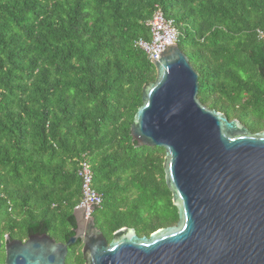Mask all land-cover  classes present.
<instances>
[{
  "label": "trees",
  "instance_id": "trees-1",
  "mask_svg": "<svg viewBox=\"0 0 264 264\" xmlns=\"http://www.w3.org/2000/svg\"><path fill=\"white\" fill-rule=\"evenodd\" d=\"M157 9L174 21L203 104L264 130V0H0V238L68 241L82 158L108 241L122 227L149 236L177 223L165 149L131 136L156 78L134 44L150 39ZM81 249L69 246L67 264H84Z\"/></svg>",
  "mask_w": 264,
  "mask_h": 264
},
{
  "label": "water",
  "instance_id": "water-1",
  "mask_svg": "<svg viewBox=\"0 0 264 264\" xmlns=\"http://www.w3.org/2000/svg\"><path fill=\"white\" fill-rule=\"evenodd\" d=\"M159 54L131 136L139 147L165 149L177 223L149 236L122 227L108 241L95 217L85 218L86 207H75L68 241L6 236L4 264H66L78 240L84 264H264V130L253 133L203 104L198 72L178 44Z\"/></svg>",
  "mask_w": 264,
  "mask_h": 264
},
{
  "label": "built area",
  "instance_id": "built-area-1",
  "mask_svg": "<svg viewBox=\"0 0 264 264\" xmlns=\"http://www.w3.org/2000/svg\"><path fill=\"white\" fill-rule=\"evenodd\" d=\"M150 28V39H139L135 47L141 49L149 59L158 60L160 54L167 46L177 44L178 31L173 19L167 18L161 9H157L152 18L147 22ZM152 63V61H151ZM78 175L81 178V199L77 208H85V218L93 216L97 207L103 202V196L93 186V171L90 163L82 158L78 162Z\"/></svg>",
  "mask_w": 264,
  "mask_h": 264
},
{
  "label": "flooded vegetation",
  "instance_id": "flooded-vegetation-1",
  "mask_svg": "<svg viewBox=\"0 0 264 264\" xmlns=\"http://www.w3.org/2000/svg\"><path fill=\"white\" fill-rule=\"evenodd\" d=\"M30 235H32V234H30ZM30 235H28V236L25 237L24 239H19V240L26 241ZM6 236L9 237V235H5L4 238H0V241H1L0 252H3V254H4V258H5V250H4V247H5V244H6ZM14 239H17V238H14ZM55 240H56V239H55ZM56 241H57V240H56ZM66 264H67V257H66Z\"/></svg>",
  "mask_w": 264,
  "mask_h": 264
},
{
  "label": "rangeland",
  "instance_id": "rangeland-1",
  "mask_svg": "<svg viewBox=\"0 0 264 264\" xmlns=\"http://www.w3.org/2000/svg\"><path fill=\"white\" fill-rule=\"evenodd\" d=\"M94 214H95V213H94ZM96 215H97V218L100 220L101 217H100V215H99L98 212L96 213ZM102 232H103V231H102ZM3 256H4L3 252H0V260H1V261H2Z\"/></svg>",
  "mask_w": 264,
  "mask_h": 264
}]
</instances>
